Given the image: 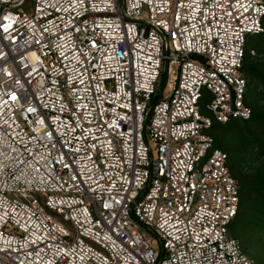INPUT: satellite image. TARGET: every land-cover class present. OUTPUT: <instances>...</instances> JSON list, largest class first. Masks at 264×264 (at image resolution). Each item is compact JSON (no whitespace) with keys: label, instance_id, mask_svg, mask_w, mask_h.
<instances>
[{"label":"built area","instance_id":"1","mask_svg":"<svg viewBox=\"0 0 264 264\" xmlns=\"http://www.w3.org/2000/svg\"><path fill=\"white\" fill-rule=\"evenodd\" d=\"M262 32L264 0H0V264H258L210 129Z\"/></svg>","mask_w":264,"mask_h":264},{"label":"trees","instance_id":"2","mask_svg":"<svg viewBox=\"0 0 264 264\" xmlns=\"http://www.w3.org/2000/svg\"><path fill=\"white\" fill-rule=\"evenodd\" d=\"M249 36H252L251 40L253 45H248L249 38H247L243 71L245 75L249 76L250 78H255L259 76V78L262 79L264 86V70H260L259 66L256 63H253V61L251 60L252 55L250 54V47L252 46V49L256 48L258 51L264 50V32L259 34H250ZM166 81L167 75L166 72H163L160 79L159 91L157 94L154 95L153 102L157 101L162 95V91L166 85ZM250 92L251 89L249 83L247 92V102L253 108V105L250 101ZM239 121H245L248 123L258 121V123L260 124V130L257 132L258 137L255 139V143L253 144L254 146H252L253 149H249V147L247 148L244 136H239V138H236V140L234 141L235 148H231V146L227 143L225 134L220 133V131H224V129L226 128H231L233 125L236 124V122ZM210 133L214 137L216 145L224 149L228 153V164L230 170L239 184V210L230 225H237L242 229L243 232L246 227H249L251 224H254V226L250 229L254 230V233H256L255 236L257 238H264V224L262 223L264 221V210L262 209L264 206V172H257L256 169L249 167L255 154H260L261 152L264 153V113L261 110L257 111L253 108V114L250 119H233L228 123L224 124L216 122L210 129ZM252 199H254L255 201V206L252 205ZM253 217L257 219L255 223H252L251 218ZM258 221H260L261 224ZM238 239L241 243L245 244L247 242L244 241L248 238L246 239V237L244 236V238L239 237Z\"/></svg>","mask_w":264,"mask_h":264},{"label":"rangeland","instance_id":"3","mask_svg":"<svg viewBox=\"0 0 264 264\" xmlns=\"http://www.w3.org/2000/svg\"><path fill=\"white\" fill-rule=\"evenodd\" d=\"M248 38H249L248 45H253L251 40L252 36H249ZM252 48L253 46L250 47V54L252 55L251 60L253 61V63H256L259 66L260 70H264V50L258 51L256 48L255 49ZM247 77L250 83V89H251L250 101L253 105V108L257 111L261 110L264 113V95H263L264 86L262 79L259 78V76L255 78H250L249 76ZM202 112L209 115V112L204 107L202 108ZM259 130H260V124L258 123V121L252 123L239 121L236 122V124L233 125L231 128H226L224 129V131H220V133L225 134L227 143L228 145L231 146V148H235L234 141L236 140V138H239V136H244L245 144L247 148L249 147V149L251 148L253 149L252 146H254L253 144L255 143V139L258 137L257 132ZM249 167L256 169L257 172L258 171L264 172V153L261 152L260 154H255L254 158L251 161V165ZM252 205L255 206L254 199H252ZM262 209L264 210V206ZM251 220L252 223H255L257 221L255 217L251 218ZM258 222L261 224L260 221ZM262 223L264 224V221ZM253 226L254 224H251L249 227L246 228L244 227L245 230H243L242 232V229L237 225L235 226L230 225L229 235L234 236L236 238L239 237L244 238V236L246 237V239L248 238L247 240L244 241L247 242L245 243L246 248H245V244L241 243L243 250L247 255L255 259V261L258 264H264V238H257L255 236L256 233H254V230L250 229ZM157 245L158 242L155 241L156 248L158 247Z\"/></svg>","mask_w":264,"mask_h":264}]
</instances>
